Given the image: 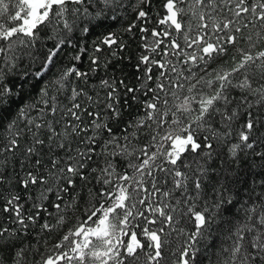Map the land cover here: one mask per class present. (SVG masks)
<instances>
[{
  "label": "snow or ice",
  "instance_id": "1",
  "mask_svg": "<svg viewBox=\"0 0 264 264\" xmlns=\"http://www.w3.org/2000/svg\"><path fill=\"white\" fill-rule=\"evenodd\" d=\"M153 3L131 0L124 37L106 29L65 64L70 34L119 20L125 0H0V113L15 99L10 72L27 63L42 86L0 124V264H197L246 156L261 192L224 222L215 264H264V0H163L155 16ZM129 42L135 84L102 76L92 91ZM53 91L68 93L63 107Z\"/></svg>",
  "mask_w": 264,
  "mask_h": 264
},
{
  "label": "trees",
  "instance_id": "2",
  "mask_svg": "<svg viewBox=\"0 0 264 264\" xmlns=\"http://www.w3.org/2000/svg\"><path fill=\"white\" fill-rule=\"evenodd\" d=\"M131 0H125L126 10L121 9L119 12V20H110L107 22V25L101 28L96 29L91 35L81 34L78 30L74 31L71 35L72 42L68 46L67 55L61 56V61L63 63H67L69 57L73 54V45L77 44L81 49L87 47L89 50L93 48V45L96 42L97 34L104 32L106 29L109 31H115L119 33L122 37L125 36L122 29L123 27L131 20L134 15L133 9L130 6ZM163 0H154L153 3V16L156 15L157 12H163L161 7ZM45 43H51V41L45 39ZM137 49L135 44L132 42L128 43V51L124 54V59L119 60V58L113 60V64L115 67H109L107 73L105 71H100L92 76L91 81L88 84V87L92 91H98V85L100 77L104 78H123L128 81L129 84H135V68L133 65L136 62ZM78 65L81 66V69L84 71L88 70L89 61L84 59L82 62H77ZM27 67V63L23 66L18 67L15 72H10L9 78V87L15 86V99L8 107V110L4 113H0V124L3 125L4 128L8 126L10 121H15L16 115L18 114V108L22 109L28 105H31L34 101L39 100V89L42 87L36 81L28 78L27 73L25 72V68ZM79 82L75 81L74 86H78ZM53 95H58L57 103L63 107V104L67 103L65 97L68 95L67 92L57 94L53 91ZM100 96L103 97V92H100ZM138 105L136 102H131V107L125 109L124 120L129 119V113L132 115L135 114V110L138 109ZM35 115V113H34ZM119 127H123L122 124L118 125ZM0 135H4L3 128H0ZM217 151L221 152V156L225 152V147L222 145ZM230 160L231 158L228 157ZM213 171L209 173L211 177H213L212 181L209 183V189H211V185L215 182L216 178H222L221 173L224 168V159L221 157L215 158L213 161H210ZM259 161L251 156H246L243 160L237 161L236 171L239 176L240 183L233 185V199L235 202V207L232 208L231 212L224 214L222 220L218 219L217 227H221V231L215 232L214 237L210 240L206 245L201 246V251L198 254L197 264H215L216 258L221 256V249L223 247H227L228 243V225L224 223L225 221H233L235 224H239L244 217L245 208L247 205L251 203L249 200V196H252V200L256 199L261 192V188L259 186V177L255 175V173L260 171L258 167ZM255 190V194H252V190ZM209 197L211 198V191H209ZM4 217L0 216V221H3ZM7 227L8 224L5 223ZM191 227V224L188 225ZM33 239H35V233H33ZM214 244L215 246H209Z\"/></svg>",
  "mask_w": 264,
  "mask_h": 264
}]
</instances>
